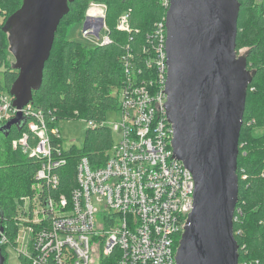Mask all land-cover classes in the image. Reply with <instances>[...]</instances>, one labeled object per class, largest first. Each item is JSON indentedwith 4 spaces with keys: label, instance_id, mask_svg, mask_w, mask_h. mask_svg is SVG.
Returning <instances> with one entry per match:
<instances>
[{
    "label": "built area",
    "instance_id": "built-area-1",
    "mask_svg": "<svg viewBox=\"0 0 264 264\" xmlns=\"http://www.w3.org/2000/svg\"><path fill=\"white\" fill-rule=\"evenodd\" d=\"M161 3L168 11L171 0ZM107 14V4L91 2L83 35L101 38V45L110 43ZM117 30L131 33L128 13L120 18ZM166 43L164 17L148 34L141 63L129 49L122 57L126 81L119 91L120 120L86 121L93 129L109 127L114 143L102 164L92 166L87 157L80 158L75 186L68 190L56 173L67 165L65 152L71 149L63 148L60 122L34 102L19 110L14 97L0 88V124L18 112L26 120V129L12 141L13 149L39 161L30 193L16 200V208L22 210L21 218L17 214L12 219L16 238L20 226L25 233L20 251L15 240L9 242L0 219V246L15 248L19 264H177L195 181L184 163L174 158L173 126L165 110ZM243 215L237 204L234 227ZM241 233L234 229L235 238ZM239 264L259 261L240 260L239 255Z\"/></svg>",
    "mask_w": 264,
    "mask_h": 264
},
{
    "label": "water",
    "instance_id": "water-1",
    "mask_svg": "<svg viewBox=\"0 0 264 264\" xmlns=\"http://www.w3.org/2000/svg\"><path fill=\"white\" fill-rule=\"evenodd\" d=\"M73 1L24 0L3 28L18 61L10 94L19 110L33 102L58 27ZM239 15V0H171L166 14L165 110L173 126L174 158L195 181L177 264H239L234 235L239 143L255 74L248 69L245 52L237 53ZM25 123L18 112L0 132L8 136ZM0 264H5L1 246Z\"/></svg>",
    "mask_w": 264,
    "mask_h": 264
},
{
    "label": "trees",
    "instance_id": "trees-1",
    "mask_svg": "<svg viewBox=\"0 0 264 264\" xmlns=\"http://www.w3.org/2000/svg\"><path fill=\"white\" fill-rule=\"evenodd\" d=\"M24 0H0V88L8 93L18 78L9 64V41L4 31L7 20L21 9ZM91 2L108 6L107 25L111 42L87 48L71 41L68 32L72 26L86 19ZM237 53L244 49L248 69L255 73L248 88L244 123L240 136L238 156L239 206L243 209L241 222L235 223L240 247V260L248 258L264 264V2L239 0ZM128 13L131 33L117 30L120 18ZM161 0H74L62 19L46 62L40 87L33 91L35 105L42 107L59 122L85 120L100 123L110 111L117 110L119 98L115 94L125 84L122 57L130 52L138 63L143 61L142 48L156 22L166 17ZM67 21L68 32L61 34V25ZM253 26V27H252ZM6 123L0 124V127ZM22 130L12 128L8 136L0 132V219L5 235L14 243L17 229L13 223L16 200L26 196L35 182L39 161L28 158L12 147ZM114 143L109 127L88 128L81 149L72 147L65 152L67 165L56 169L61 187L75 186L78 161L87 157L92 166L102 164ZM246 175V180L243 176ZM3 247V246H2ZM3 254L5 249H2ZM5 255V254H4Z\"/></svg>",
    "mask_w": 264,
    "mask_h": 264
},
{
    "label": "rangeland",
    "instance_id": "rangeland-1",
    "mask_svg": "<svg viewBox=\"0 0 264 264\" xmlns=\"http://www.w3.org/2000/svg\"><path fill=\"white\" fill-rule=\"evenodd\" d=\"M84 22L85 20L83 22L75 24L74 26L70 28V30L68 29L69 23H67V21L63 22L61 25L62 27H61L60 35L66 34V32H68L69 30L67 34H68V38L71 41L78 42L87 48H95L98 45H101L103 42L101 38L85 37L83 35ZM103 35L104 33L102 34V36ZM8 36H9V33H8ZM242 52H245L244 49L241 50L240 55ZM8 53H9L8 55L9 64L12 66V68H14L17 65L18 61H17L14 51H12L11 49L10 44H9ZM0 80H4V77L1 73H0ZM119 91L120 90H117L115 92L118 98H119ZM119 120H120V112L118 110L110 111L107 114L106 121L109 124H114L115 122H118ZM59 128H60L61 137H62V145L65 150H69L72 147H76L78 149L82 148V146L84 145L86 132L89 128V125L85 120H82V119L72 120V121L64 120L59 123ZM263 133H264V129H260L256 131V135H261ZM33 205L36 208L35 201H33ZM26 209L28 211L30 210V203L26 204ZM17 214H18V219L22 217V210L19 209L18 207L16 208V213L14 214V216ZM24 235L25 233H24L23 226H20L18 238H15V243H18L19 251L23 248L22 243H23ZM4 254L6 257V264H19L20 263L18 252L15 248L6 247Z\"/></svg>",
    "mask_w": 264,
    "mask_h": 264
}]
</instances>
